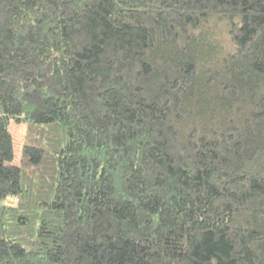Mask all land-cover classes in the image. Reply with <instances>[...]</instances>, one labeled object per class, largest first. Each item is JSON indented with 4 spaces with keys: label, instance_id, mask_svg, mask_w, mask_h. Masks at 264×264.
I'll use <instances>...</instances> for the list:
<instances>
[{
    "label": "trees",
    "instance_id": "trees-1",
    "mask_svg": "<svg viewBox=\"0 0 264 264\" xmlns=\"http://www.w3.org/2000/svg\"><path fill=\"white\" fill-rule=\"evenodd\" d=\"M0 264H264V0H0Z\"/></svg>",
    "mask_w": 264,
    "mask_h": 264
},
{
    "label": "rangeland",
    "instance_id": "rangeland-1",
    "mask_svg": "<svg viewBox=\"0 0 264 264\" xmlns=\"http://www.w3.org/2000/svg\"><path fill=\"white\" fill-rule=\"evenodd\" d=\"M10 131L13 134L15 142V163L20 164L22 162V150L23 144L26 140L28 125L26 124H17L15 121H11ZM18 202L16 197H8L3 201V205L14 206Z\"/></svg>",
    "mask_w": 264,
    "mask_h": 264
}]
</instances>
